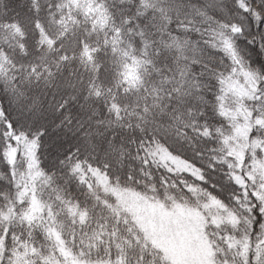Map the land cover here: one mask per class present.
Returning a JSON list of instances; mask_svg holds the SVG:
<instances>
[{
  "label": "snow or ice",
  "instance_id": "snow-or-ice-1",
  "mask_svg": "<svg viewBox=\"0 0 264 264\" xmlns=\"http://www.w3.org/2000/svg\"><path fill=\"white\" fill-rule=\"evenodd\" d=\"M0 264H264V0H0Z\"/></svg>",
  "mask_w": 264,
  "mask_h": 264
}]
</instances>
